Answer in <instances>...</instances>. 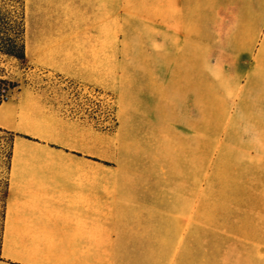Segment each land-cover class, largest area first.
<instances>
[{
	"label": "crops",
	"instance_id": "obj_1",
	"mask_svg": "<svg viewBox=\"0 0 264 264\" xmlns=\"http://www.w3.org/2000/svg\"><path fill=\"white\" fill-rule=\"evenodd\" d=\"M24 3L29 76L114 82L119 124L113 144L102 107L95 122L30 83L10 90L0 264H264V0ZM125 24L164 42L148 66L118 49ZM138 105L150 132L182 123L179 192L157 193L156 152L130 161Z\"/></svg>",
	"mask_w": 264,
	"mask_h": 264
},
{
	"label": "rangeland",
	"instance_id": "obj_2",
	"mask_svg": "<svg viewBox=\"0 0 264 264\" xmlns=\"http://www.w3.org/2000/svg\"><path fill=\"white\" fill-rule=\"evenodd\" d=\"M5 7V11L10 12L14 5L11 0H0V6ZM138 30V31H136ZM112 31H110V35ZM163 34V33H162ZM156 32L149 27L140 26L132 27L125 24L124 27H120L118 31V49H124L126 52H137L141 56L134 58L141 65L149 64V51L151 48L163 49L164 42L154 43L151 42V37H155ZM9 37L4 34H0V90L5 88L10 90L18 87L21 84H32V87L36 89H43L51 98L61 99V102L56 104H63L64 106L79 105L90 113L91 118L95 122L100 121V110L102 107L103 122L107 124L110 133V142L115 144L116 129L118 127L117 118V100L116 93L113 90L115 83L110 81V89L106 91L99 90H85L74 87L71 84H65L57 77L48 78L43 75H30V71L26 63L23 60H17L6 53L5 43ZM3 42V44H2ZM133 60V58L131 59ZM142 78L147 75H137ZM143 81V80H142ZM147 81L141 88L145 93H148ZM11 96V95H10ZM102 104V105H101ZM140 111H138L137 118L133 122L136 126L137 132L135 135H125V139L134 141L131 148L134 150H140L139 153L130 154V161L136 164H141L143 168L150 163L154 162L153 152H156L157 165H167L168 167V180H166L165 174L159 173L157 179L161 182L158 187L157 193L165 194L169 192H179L173 190L180 185L179 172L181 168V148H182V123L178 121L172 122V131H169L167 135L163 129L159 128L158 123L156 127L150 132L148 112L141 105H138ZM162 131V132H161ZM133 134V132H131ZM165 135H164V134ZM13 137L4 132H0V240L2 233V221L3 212L6 198V186L9 177V165L10 154ZM192 141V139H190ZM141 174L147 176L145 169H142ZM167 181L173 185H176L172 189L171 186H167Z\"/></svg>",
	"mask_w": 264,
	"mask_h": 264
},
{
	"label": "trees",
	"instance_id": "obj_3",
	"mask_svg": "<svg viewBox=\"0 0 264 264\" xmlns=\"http://www.w3.org/2000/svg\"><path fill=\"white\" fill-rule=\"evenodd\" d=\"M11 2H13L14 5L12 6L13 9H11L9 13L7 10L5 11L4 6L2 5L0 6V34L7 35L9 37L5 43L7 55H9L14 59L24 61L25 60V53H24L25 3L24 0H11ZM2 103L3 102L0 101V105ZM0 132L8 133L2 129H0ZM12 144H13V139H12ZM8 182H9V177L7 181L6 191L8 188ZM5 208H6V198H5L4 212H5ZM4 212H3V217H4Z\"/></svg>",
	"mask_w": 264,
	"mask_h": 264
},
{
	"label": "built area",
	"instance_id": "obj_4",
	"mask_svg": "<svg viewBox=\"0 0 264 264\" xmlns=\"http://www.w3.org/2000/svg\"><path fill=\"white\" fill-rule=\"evenodd\" d=\"M7 91L8 90H6L5 88L0 90V101L5 102L10 100L11 96L8 94Z\"/></svg>",
	"mask_w": 264,
	"mask_h": 264
}]
</instances>
